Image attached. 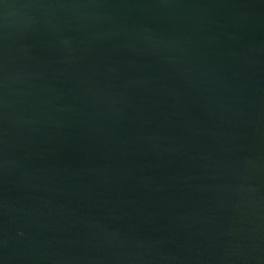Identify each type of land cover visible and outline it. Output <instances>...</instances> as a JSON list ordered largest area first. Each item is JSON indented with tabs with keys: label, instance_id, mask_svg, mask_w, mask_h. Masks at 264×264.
Here are the masks:
<instances>
[{
	"label": "water",
	"instance_id": "95a60500",
	"mask_svg": "<svg viewBox=\"0 0 264 264\" xmlns=\"http://www.w3.org/2000/svg\"><path fill=\"white\" fill-rule=\"evenodd\" d=\"M0 264H264V0H0Z\"/></svg>",
	"mask_w": 264,
	"mask_h": 264
}]
</instances>
